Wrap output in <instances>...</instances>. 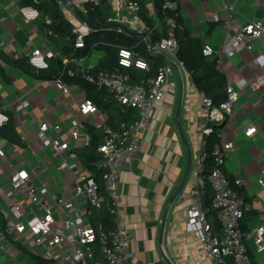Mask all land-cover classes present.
<instances>
[{"label": "crops", "instance_id": "obj_1", "mask_svg": "<svg viewBox=\"0 0 264 264\" xmlns=\"http://www.w3.org/2000/svg\"><path fill=\"white\" fill-rule=\"evenodd\" d=\"M107 1L112 9L111 19L133 17L123 0ZM178 1L185 28L212 48L209 56L217 58V67L225 75L227 85L238 89L240 80L251 83L264 76V37L254 40L251 49L241 47L231 56L223 51V45L242 25L264 15V0ZM144 2L153 17L150 0ZM229 2L233 3V12L231 19L226 20L225 5ZM60 4L63 14L74 26L83 22L78 15L84 16L80 7L72 4L74 10H71L61 1ZM20 6L21 0H0V106H12L20 98L29 101L25 111H6L13 118L11 139L0 133L1 227L11 203L5 196L9 176L15 171H28L50 202L55 195L78 200L73 191L75 173L54 171L60 157L41 145L37 127L41 121H48L51 125L58 123L61 132L68 133L69 109L83 100L85 94L76 85H69L68 93L64 94L53 80L34 78L7 62L9 58L27 56L35 48L58 53L57 46L39 28L49 20L48 16L40 13L34 22H28L22 17ZM213 15H217L218 20H214ZM84 59L76 64L82 68L94 65ZM255 59L257 63L253 64ZM199 92L202 91L195 87L186 69L175 68L164 87L162 100L151 111L139 149L130 161L122 163L118 184L119 221L127 226L131 236L128 246L131 264H168L164 257L171 264H217L203 250L195 229L188 227L187 211L196 179L193 162L208 134L204 130L210 132L220 124L223 127L216 147L228 142L233 144L232 150L225 153L222 171L229 182L243 181L237 187L245 205L240 219L243 241L253 263L264 264V251H256L252 235L264 210V90L253 92L244 86L231 112L224 113L220 120L208 122ZM107 116L106 111L99 109L87 117H78L82 121L80 134L73 143L77 150L85 147L88 127L106 133ZM251 124L256 126V132L246 137L243 130ZM91 173L96 176V172ZM14 200L26 206L24 187L16 192ZM105 206L108 208L107 203ZM29 207L35 209L34 205ZM165 211L164 227H161ZM211 227L214 235H221V227ZM33 238L31 231L16 237L0 233V264H36L33 257H41L44 247L34 243Z\"/></svg>", "mask_w": 264, "mask_h": 264}, {"label": "built area", "instance_id": "obj_2", "mask_svg": "<svg viewBox=\"0 0 264 264\" xmlns=\"http://www.w3.org/2000/svg\"><path fill=\"white\" fill-rule=\"evenodd\" d=\"M91 1L99 0H69L71 4L80 7L82 13L85 12V4ZM123 1L133 17L126 20L110 17L108 22H115L140 34L143 41L149 42L148 50L151 53L165 55L166 62L146 86L132 83L128 76L118 72H98L86 76V79L97 87H105L120 106L134 108L138 112V117L133 123L130 125L122 123L116 131L96 146L99 155L96 168L101 171L104 193L97 190L95 176L91 173L93 170L84 164L73 144L80 134L82 121L78 117H87L99 111L95 103L88 98H84L69 109L68 133L61 132L58 123L51 125L48 121H41L37 127V137L41 145L60 157L54 171L75 173L73 191L78 200L55 195L53 202H50L25 169L15 171L9 176V190L5 196L11 199V203L4 218V226H0V233L16 237L25 231H31L34 235L33 242L44 247L40 252L41 257L51 260L53 264H131L128 252L131 236L127 226L119 221L121 196L118 184L122 163L130 161L139 149L142 132L149 125L151 111L163 98L168 78L175 68L184 69L183 63L177 57L176 39L169 36L151 44L147 38L150 29L140 24L138 2ZM225 10L226 20L231 19L233 3L226 4ZM20 13L28 22H34L39 16V11L31 5L20 6ZM212 18L218 20L219 17L213 15ZM117 29L123 31L120 27ZM92 30L84 21L74 26L73 32L76 34L74 45L83 47L84 36ZM260 37H264V15L258 20L242 25L223 45V51L231 56L241 47L251 49L253 41ZM202 52L209 56L213 50L209 45H204ZM55 55L49 50L44 52L35 48L27 56L33 67L43 69L48 65L47 59ZM118 56V62L122 66L149 70L148 62L133 49L120 48ZM80 59L82 58H71L70 62L77 63ZM254 63H257L256 59ZM53 81L62 93H68L69 84L61 78V74ZM237 85L238 89L226 86V97L218 106H213L210 99L203 92H199L207 122L220 120L224 113H230L244 86L247 85L253 92L264 90V76L251 83L242 79ZM28 106L29 101L26 98L17 99L12 106H0V127L8 121L7 109L22 112ZM204 131L209 133L207 129ZM243 132L246 137L251 136L256 132V126L251 124L245 127ZM88 142L89 136H86L85 146ZM204 144L205 141L202 140L201 151L193 162L196 179L191 189L193 199L187 211V225L195 229L203 250L214 258L217 264H254L243 241L240 224L245 205L238 195L237 187L242 185L243 181L236 179L231 185L222 171L225 153L232 150V142L213 149L214 166L207 176L213 191L212 206L221 226L220 236L213 234L212 227L207 221L201 200L205 180L202 151ZM2 173L0 166V175ZM23 187L26 189L28 202L26 206L14 200L16 192ZM105 199L112 214L113 226L110 229H105L95 220V216L103 208ZM30 205H34L35 209L29 207ZM260 219V223L252 230L257 252L264 251V210Z\"/></svg>", "mask_w": 264, "mask_h": 264}, {"label": "trees", "instance_id": "obj_3", "mask_svg": "<svg viewBox=\"0 0 264 264\" xmlns=\"http://www.w3.org/2000/svg\"><path fill=\"white\" fill-rule=\"evenodd\" d=\"M139 4V18L143 26L150 29L149 37L153 43L173 36L178 43L177 57L183 63L198 91H202L214 105H219L226 97L227 80L225 75L217 67V58L206 56L202 49L204 41L199 36H192L185 28L180 14L178 0H150L154 16L144 0H134ZM31 5L40 13L48 16L49 20L39 25L45 37L58 48V53L47 59V67L38 69L33 67L28 56L9 58L7 62L22 70L30 76L42 80H53L61 74V78L69 85L79 86L85 94V98L92 100L95 105L108 113L106 119V133L96 127H88V144L78 151L79 157L84 164L96 172L94 181L98 191L104 193L101 171L96 168L99 155L96 146L116 131L122 123L130 125L137 117L138 112L134 108L122 107L114 99L113 95L105 87H97L96 84L86 79L87 75H95L98 72L122 73L128 76L130 82L147 85L158 72V69L165 64L166 58L163 55L151 53L148 48V41H143L142 36L135 31L127 33L117 28H104L111 17V5L107 0L98 2H87L85 4L84 17L94 28L84 36L83 47H76L74 41L76 34L73 32L74 25L62 12L59 0H21V6ZM120 48L133 49L139 56L149 64V70H143L134 66L125 67L119 64L118 51ZM93 49L101 50L102 56L97 62L87 68H82L76 63L70 62L71 58H84ZM13 118L8 114V121L0 127V133L11 139L13 130ZM223 124L215 126L204 138V185L202 188L201 200L209 224L220 229V222L216 211L212 206L213 191L207 176L214 166L212 156L213 149L219 144L220 131ZM110 130V131H109ZM8 131V132H7ZM233 185V182H230ZM103 208L95 216L105 229L113 226L110 210ZM243 230V226H241ZM244 231V230H243ZM36 264H53L49 259L34 256Z\"/></svg>", "mask_w": 264, "mask_h": 264}, {"label": "water", "instance_id": "obj_4", "mask_svg": "<svg viewBox=\"0 0 264 264\" xmlns=\"http://www.w3.org/2000/svg\"><path fill=\"white\" fill-rule=\"evenodd\" d=\"M64 5H66L67 7H69L71 10H74V6L69 2V0H60ZM79 17L81 18L82 21H84L85 23L88 24V26H90L92 29L94 28V26L87 21V19L80 15L78 13ZM117 28V27H120L124 32H127V33H132V31L130 29H128L127 27L125 26H121V25H118L117 23L115 22H111V23H108L107 25L104 26V28ZM148 40L150 41L151 44H153V42L151 41L150 37L147 36ZM158 55H160V53L157 52ZM180 187H178V189L176 190V192L174 193V195L172 196V198L170 199V201L172 202V200H174L175 196L177 195L178 191H179ZM167 210V209H166ZM165 216H166V211L163 215V218H162V221H161V227H164V219H165ZM166 263L168 264H171L169 263V261H167V259L164 257Z\"/></svg>", "mask_w": 264, "mask_h": 264}, {"label": "rangeland", "instance_id": "obj_5", "mask_svg": "<svg viewBox=\"0 0 264 264\" xmlns=\"http://www.w3.org/2000/svg\"><path fill=\"white\" fill-rule=\"evenodd\" d=\"M102 56V51L101 50H97V49H93L90 53V55H88L87 57H85V59L87 60V62L89 64H95L97 62V60ZM84 59V60H85ZM119 104V103H118Z\"/></svg>", "mask_w": 264, "mask_h": 264}, {"label": "bare ground", "instance_id": "obj_6", "mask_svg": "<svg viewBox=\"0 0 264 264\" xmlns=\"http://www.w3.org/2000/svg\"><path fill=\"white\" fill-rule=\"evenodd\" d=\"M242 226V225H241ZM243 231V230H242Z\"/></svg>", "mask_w": 264, "mask_h": 264}]
</instances>
